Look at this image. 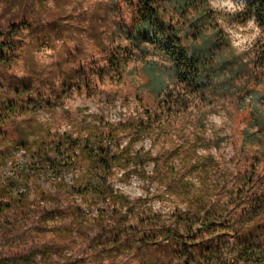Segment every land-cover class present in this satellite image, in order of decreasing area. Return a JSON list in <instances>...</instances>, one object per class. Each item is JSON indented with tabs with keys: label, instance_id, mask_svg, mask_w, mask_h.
<instances>
[{
	"label": "rangeland",
	"instance_id": "1",
	"mask_svg": "<svg viewBox=\"0 0 264 264\" xmlns=\"http://www.w3.org/2000/svg\"><path fill=\"white\" fill-rule=\"evenodd\" d=\"M241 7L197 0L164 13L187 47L218 40L206 65H246L226 94L192 93L156 46L113 41L115 21L132 14L123 0H0V43L14 31L23 43L18 63L0 70V101H17L16 89L46 101L0 120V148L10 149L0 186L13 185L0 214V264H141L158 255L178 264L193 248L166 241L165 227L181 240L190 239L185 229L201 235L194 264H264V217L250 229L253 245L223 230L264 188V132L246 136L264 116V101L250 94L262 86L260 31L233 16ZM116 57L128 58L122 72L98 71ZM78 69L87 74L69 81ZM205 209L219 214L214 230L195 223Z\"/></svg>",
	"mask_w": 264,
	"mask_h": 264
},
{
	"label": "trees",
	"instance_id": "2",
	"mask_svg": "<svg viewBox=\"0 0 264 264\" xmlns=\"http://www.w3.org/2000/svg\"><path fill=\"white\" fill-rule=\"evenodd\" d=\"M126 3V7L131 10V16L128 21L124 19H119L115 21V30L113 31L112 40L115 41V37L123 36L127 41L132 42L134 47H139L142 44L156 46L159 49V52L162 53L166 58H169L172 61V65L175 70V75L180 84L190 89L192 93H197L198 91H207L209 89H223L226 94H229L230 88L233 81L237 78L246 65H242L240 70L234 69V63L232 62H223L218 65L217 68H212L211 66L206 65L205 62L211 55L212 50L215 51L218 47L217 39L212 42L211 48L207 46H202L197 48H189L183 43L181 39V30L178 32L177 29L172 27V24L167 22L166 16L164 13H168V9H172L173 12L182 13L184 9L195 5L197 0H123ZM242 4L241 10L236 12L233 16L238 20L242 25H246L249 21H253L254 24L260 31L259 38L256 41V55H255V64L258 68V73H261L259 80L262 83L261 92L252 90L250 92L253 99L260 103L264 101V0H236ZM115 7V5H114ZM118 12H121V8H116ZM202 17V16H201ZM196 18L194 22V27L198 28L200 19ZM24 29H27L24 27ZM18 31L11 33L10 39L7 42L0 43V70H11L19 60V52L23 43L20 39H17ZM101 34V33H98ZM215 34L220 36L219 33ZM185 42V41H184ZM208 42V41H205ZM207 45V43L205 44ZM103 49H107L106 46H103ZM193 51V54L189 52ZM128 58L116 57L110 60V65L108 69H98L102 72H110L112 68L116 72H122ZM87 73L84 69H78L71 74L69 81L74 80L75 78H84ZM68 80V79H67ZM83 80V79H82ZM85 81H83L84 83ZM30 85V83H29ZM22 93H26L30 90L27 83L23 81L20 83ZM87 86H89L87 84ZM17 101H0V120L2 118H7L8 116L13 117L16 113L27 111L29 108H34L36 105H41L45 103L42 98L38 101L31 99L30 97H21L20 90L16 89ZM48 103H46L47 105ZM28 106V107H27ZM257 130L253 133H247L249 137V142L256 140L258 133L264 132V116L255 118V124L253 126ZM3 141H6L4 137L2 140L0 138V146H2ZM10 149L7 147L0 148V167L4 164V161L9 154ZM251 183V181H250ZM12 183L3 188L0 186V214L8 208L10 205L4 203L5 192L12 193ZM260 193L254 194L251 198L248 199L247 204L248 208L243 210L236 219L228 218L225 224L223 225L225 231L228 234L235 236V239L240 244L253 245V239L249 240L250 229L254 226L256 221L264 217V188L260 190ZM204 216L198 217L195 223H200V230L209 229L214 230L215 224L214 220L219 218V214L212 210H204ZM121 230V229H120ZM118 230V231H120ZM163 231L164 235L167 237L165 240L170 242H181L182 244H187L193 250H187L188 252H181L177 256L178 264H187L188 261L194 264L196 263V253L198 249H195L196 242L198 237H201L198 232L192 234L190 230L185 229L189 232L188 241L185 239L181 240L183 237L181 234L173 233L170 227H165ZM208 231V230H207ZM176 232V229H175ZM150 239L146 238L144 242H141L138 247V252H140L142 246H148ZM157 246L159 250V242L153 243ZM116 245V246H115ZM116 250L119 253L122 249L125 248L126 244H120L119 241L115 243ZM194 246V247H193ZM184 246L183 250H185ZM159 253V252H158ZM155 258V257H152ZM155 262L150 259H144V262L141 264H159V255L154 259Z\"/></svg>",
	"mask_w": 264,
	"mask_h": 264
},
{
	"label": "clouds",
	"instance_id": "3",
	"mask_svg": "<svg viewBox=\"0 0 264 264\" xmlns=\"http://www.w3.org/2000/svg\"><path fill=\"white\" fill-rule=\"evenodd\" d=\"M160 75L162 76L163 74H162V73H160ZM21 191H23V189H21Z\"/></svg>",
	"mask_w": 264,
	"mask_h": 264
}]
</instances>
